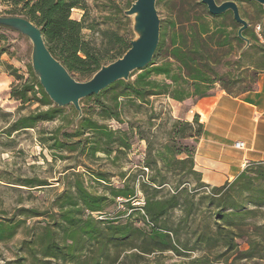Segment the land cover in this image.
<instances>
[{
    "label": "trees",
    "instance_id": "1",
    "mask_svg": "<svg viewBox=\"0 0 264 264\" xmlns=\"http://www.w3.org/2000/svg\"><path fill=\"white\" fill-rule=\"evenodd\" d=\"M0 5L4 7L5 17H20L41 29L50 54L70 75L86 81L102 66L121 58L133 39L125 41L112 34V46L107 49L85 40L82 32L90 27L85 25L84 16L74 20L71 15L74 10L86 12L87 0H0ZM166 10L169 19L160 22V39L152 62L132 73L133 80L118 81L98 95L81 100L80 116L72 106H67L70 110L66 113V107L54 105L29 67V79L12 85L9 95L21 105L36 103L38 108L14 121L9 132L56 122V127L40 139L53 160H67L75 155L80 161L67 170L88 169L87 162L97 160V154H102L111 165L117 166L120 155L131 149L133 133L130 129H113L107 123L122 124L121 116L127 104L137 103L141 108L151 105V98L196 102L211 96L217 85L219 91L232 98L256 89L258 78L264 73V46L240 8L241 18L248 24L242 33L249 42L247 48L245 41L237 36L240 25L229 11L213 16L200 0H180L166 5ZM124 11L118 14L124 16ZM4 53L0 47V57ZM239 70H245L242 74L246 75L232 73ZM153 120L150 117L149 123ZM203 130L197 115L191 122L172 121L161 150L144 163L143 167L152 174L139 184V190L130 183L126 171L119 172L120 184L114 186L105 174L88 169L89 176L103 185V192L89 190L83 174L74 172L70 174V183L55 197L50 211L20 209V216H45V219L42 225L33 226L26 233L14 264H150L144 263L145 256L154 253L185 254L181 250H190L189 237L194 238L192 249L202 247L208 253L221 249L222 255L236 251L240 260H263L264 224H254L250 229L247 222L258 209L264 208V162L249 163L235 179L221 186L203 183L201 174L194 170L196 145ZM188 140L192 142L190 145L177 144ZM181 155L184 158L177 159ZM167 172L178 179L185 177L187 182L193 180V190L185 188L181 180L175 183L171 194L158 195L168 184ZM27 184L31 188L48 185L36 178ZM139 192L143 194L142 204L136 206ZM198 205L205 206L204 226L200 231L192 229L185 234L187 239L181 241L182 226L195 215ZM128 210L132 215L126 216ZM176 211L182 214L181 223L172 226L169 220ZM95 214L103 218L97 219ZM134 215V220L143 227L135 225ZM22 224L23 221L14 218L0 221V242L14 238ZM243 234H247L249 249L241 252L237 251L235 239ZM133 250L135 253L123 255ZM187 264L209 263L192 260Z\"/></svg>",
    "mask_w": 264,
    "mask_h": 264
},
{
    "label": "rangeland",
    "instance_id": "2",
    "mask_svg": "<svg viewBox=\"0 0 264 264\" xmlns=\"http://www.w3.org/2000/svg\"><path fill=\"white\" fill-rule=\"evenodd\" d=\"M132 1L134 0H87V11L74 10L71 17L74 20H81L84 16L85 25L88 28L90 27V30H83L84 39L91 41L100 49H107L112 46V34L125 41L133 38L131 18L118 14V11L127 10L129 3ZM179 1L161 0L156 3L160 22L169 19V11L166 10V5L179 3ZM225 1H234L237 4L242 14L247 18L249 27L258 37L260 44L264 46V38L261 34L264 15L260 5L251 0H217L218 3ZM3 11L4 7L0 5V16H4ZM0 47L5 51L0 57L2 62L0 65V221L13 218L14 221H23L14 238L6 242H0V264H14L18 259L20 243L26 238V233L33 226L42 225V221L45 219V216L39 218L20 216V209L35 210L39 213L50 211V206L53 204L55 197L70 183V174L74 172L83 174L89 190L101 193L104 191L103 185L96 183L89 176L91 171L105 174L114 186L120 184L117 177L119 172L126 171L129 173L130 183L135 184L136 189L139 190V184L145 182L152 174L150 169L143 167L144 163L149 156L155 155V151L161 150V144L166 142L171 122L175 118H173V108L171 106H174V104H171L165 98H151L152 104L141 106V108H138L137 103L134 105L127 104L121 116L122 124L112 121L107 123L113 129H130L133 133L131 149L120 155L117 166L111 165L104 155L97 154V160L87 162V167L91 171L84 167L67 170L73 167L74 163L80 161L79 158L72 155L67 160H53L46 146L40 141L58 123H41L35 129L9 132V127L14 121L35 112L38 108L36 103L21 105L11 99L9 95L12 85L23 83L29 79L32 46L27 37L12 29L2 27L0 28ZM244 71L239 70V72L232 73L240 75ZM242 75L245 76L246 74ZM71 76L79 82L86 81L78 75ZM134 78L135 76L130 79L133 80ZM215 89L219 90V86L217 85ZM66 108V113H68L70 108ZM150 117L155 118L151 123H149ZM191 143L190 140L177 142L179 146L190 145ZM183 158V155L177 157V159ZM81 160H84V158H81ZM159 165L161 166L160 163ZM166 176L168 184L160 190L158 195L171 194L175 183L181 180L185 188L193 190L195 185L193 180L190 179L187 182L185 177L178 179L179 177L171 172H167ZM35 178L46 181L48 185L43 188L29 187L27 181ZM137 197L138 199L134 205L139 206L142 204L143 194L139 192ZM196 200H198V196H196ZM197 207V209L195 207V215L189 219L188 224L182 226L181 241L187 239L185 234L191 232L192 229L200 231L204 226L205 206L198 205ZM120 208L123 210L121 205ZM247 208L249 209V207ZM129 215H132L131 210L126 212V216ZM94 217L97 219L103 218L102 215L97 214ZM134 219H136L135 215L132 217L135 225L143 227L142 224H137ZM181 219L182 214L180 212H173L169 224L177 226L181 223ZM247 223H249L250 229L254 224H264V208L258 209L255 217L249 219ZM189 239L190 243L187 247L190 250H181L185 254L177 256L173 252L154 253L145 256L144 263L148 261L150 264H187L192 260H207L209 264H264V259L240 260L241 256L236 251L222 255L223 250L221 249L213 250L210 253L202 247L192 249L194 238L189 237ZM247 239V234L246 236L243 234L242 238L235 239L237 251L243 252L249 249L246 243ZM135 251H127L123 255L128 256L135 253Z\"/></svg>",
    "mask_w": 264,
    "mask_h": 264
},
{
    "label": "water",
    "instance_id": "3",
    "mask_svg": "<svg viewBox=\"0 0 264 264\" xmlns=\"http://www.w3.org/2000/svg\"><path fill=\"white\" fill-rule=\"evenodd\" d=\"M158 0H135L130 8L124 11V16L131 18L133 39L130 48L116 61L102 66L85 82L76 81L65 67L48 51L41 29L26 19L20 17L0 16V26L12 29L28 38L31 42V68L40 86L50 101L57 107L72 106L81 114L80 101L90 96L98 95L118 81L127 82L135 71L146 68L157 50L160 39V19L156 10ZM260 5L264 14V0H251ZM208 12L221 15L231 12L234 21L240 25L238 38L246 43L242 33L248 24L239 13L234 1L218 4L215 0H200ZM264 38V18L261 25Z\"/></svg>",
    "mask_w": 264,
    "mask_h": 264
},
{
    "label": "crops",
    "instance_id": "4",
    "mask_svg": "<svg viewBox=\"0 0 264 264\" xmlns=\"http://www.w3.org/2000/svg\"><path fill=\"white\" fill-rule=\"evenodd\" d=\"M173 118L191 122L195 115L204 130L194 154V170L210 186L231 182L249 163L264 162V73L256 89L237 98L215 89L196 102L168 100ZM243 144L236 149L235 143Z\"/></svg>",
    "mask_w": 264,
    "mask_h": 264
},
{
    "label": "built area",
    "instance_id": "5",
    "mask_svg": "<svg viewBox=\"0 0 264 264\" xmlns=\"http://www.w3.org/2000/svg\"><path fill=\"white\" fill-rule=\"evenodd\" d=\"M235 148L236 149H242L243 148V144L240 143V142H237V143H235Z\"/></svg>",
    "mask_w": 264,
    "mask_h": 264
}]
</instances>
